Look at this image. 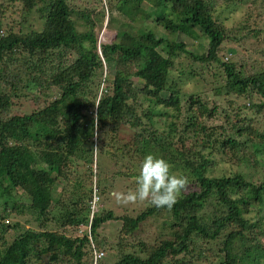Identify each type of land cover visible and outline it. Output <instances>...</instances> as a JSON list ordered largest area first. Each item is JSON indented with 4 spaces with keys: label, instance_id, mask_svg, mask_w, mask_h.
I'll use <instances>...</instances> for the list:
<instances>
[{
    "label": "trees",
    "instance_id": "obj_1",
    "mask_svg": "<svg viewBox=\"0 0 264 264\" xmlns=\"http://www.w3.org/2000/svg\"><path fill=\"white\" fill-rule=\"evenodd\" d=\"M87 1L0 0V264H91L100 229L118 220L112 210L91 217L95 187L104 196L110 172L136 180L149 153L187 184L171 209L123 217L125 249L113 264H264V178L252 175L264 172V42L244 49L253 58L237 57L243 40L264 36V0H106L111 43L96 34L105 11L90 7L103 0ZM238 8L230 29L221 15ZM35 9L41 31L6 22ZM202 38L208 49L194 55L188 48ZM184 78L202 79L207 93H188ZM45 86L59 93L48 103L37 96ZM23 99L31 113L16 105ZM25 212L66 232L15 224L11 234L6 219ZM162 214L171 238L128 242Z\"/></svg>",
    "mask_w": 264,
    "mask_h": 264
},
{
    "label": "rangeland",
    "instance_id": "obj_2",
    "mask_svg": "<svg viewBox=\"0 0 264 264\" xmlns=\"http://www.w3.org/2000/svg\"><path fill=\"white\" fill-rule=\"evenodd\" d=\"M73 1L78 6L87 5V2H88L87 0H73ZM93 4L94 3L90 5L91 8L97 7L98 10L105 11V14H106L105 15V25L103 24L102 27L101 25L98 26L96 30V34L98 35L99 40L105 43L114 42L117 38V33L107 27L108 16H110L107 1L103 0L102 5L100 4L97 5V3L94 5ZM17 6H20V1H15L14 10H19L17 9ZM145 7L147 6L145 5ZM129 9L132 15L136 14V11L132 8L131 5L129 6ZM150 10H152V8H148V11ZM35 11L36 12H34L30 17L24 20L23 23L18 22L17 24L16 22V21H20L21 19L19 14L12 15L11 17L7 19L6 22L15 24L16 32L19 29L23 33H30L33 30L41 31L42 28L44 27L45 20L41 19L38 9H35ZM241 13L242 11L240 8H238L237 10H227L222 13L221 19L225 22L227 27H229L230 29H234L233 27L237 25L238 21H240L241 19ZM6 22L5 24H7ZM79 29L80 31H83V28H79ZM261 41L264 42V36L260 33L253 34L249 36V38H246L245 40H243L240 46V49H239L238 56H237L238 60H240V58L245 59V58L252 57L251 54L248 51H245L244 49H253L254 47L257 48L259 47ZM233 46L234 45L229 44L227 45V49L231 47L234 48ZM207 47H208L207 40L202 38L199 41L191 44L188 50L190 52H193L194 55H202L203 53L207 51L208 49ZM243 47H246V48H243ZM112 73L113 71L111 69L109 70L108 66L105 67L104 77L108 78L110 75H112ZM104 77H103L101 89L106 84L104 82L105 81ZM205 77H207L206 84L207 86H209L208 83L212 82V77H209V76H205ZM182 85L184 86L185 90L188 93H198L201 91L203 93H207V90H204L205 87H204L202 79L187 80V78H184V82L182 83ZM209 88L212 92V89L214 88V86L212 85ZM53 91H54V88L45 86L44 88H40L37 90V96L45 100L46 103H48V102H51L50 100L53 98L52 95L54 96V98H56L59 95V93L56 90H55L56 91L55 93H53ZM16 103H17L16 105H23L24 109H22V111L24 112L26 111L27 113H31L33 111L32 105L26 99L17 101ZM34 108H36V105L34 106ZM220 122H223V121H220ZM132 134L133 133H129L127 135V138L130 139L132 137ZM97 166L98 164L95 161L94 168H96ZM261 166H264V165L261 163ZM122 170L125 171L124 165L122 166ZM97 171H99L98 168H97ZM256 173H258V175L254 173L252 174L254 179L264 178V172L259 170ZM113 174H114L113 172L109 173L110 178L108 179V181H109L110 187L108 188L107 193L104 196H101L100 193L98 192V189L95 187L94 189L95 195H94L92 206H91V217L97 211L112 210L115 213L116 217L118 218V220H111L107 222L100 229L99 231L100 239H101L100 242L102 243L103 246L101 244L97 245L95 242L93 243L98 249L105 252L104 258L108 259L107 264H113L117 262L122 255L121 250L125 249L120 244V243H124L123 239L120 243H118L120 237L122 236L121 231H122V225H123V217L124 216L136 217L138 214H140L143 210H145L147 207L151 205L150 201H147V200L137 201L135 203H129V204H125L121 201H118L115 194L120 193V194L126 195L129 191H135L136 180L132 178H123L120 176L113 177ZM61 183L62 184H57L58 188H62L61 186L63 185V182ZM15 193L17 192L15 191ZM17 196L20 199L18 203H23V204L25 203L26 207L29 205L28 203H30V200H31L29 197H25L23 194L19 192L17 193ZM25 210L26 212H28L27 208H25ZM26 212L22 215H13L6 219L5 224L10 226L11 234L15 232L11 228V226L15 224L19 225V229L21 228L33 229L34 231H42V230L48 229V230H51V231H54L60 234L66 232V230H63L62 228H59V227H55L54 225H51V224L48 227H44L40 225L38 222H35L33 220L32 215ZM171 223H172V220L169 217H167L164 214L159 215L156 218H153L150 221L144 223L141 226V229L137 231L135 237L128 238V242L132 244H138L141 242H145L146 245L148 244L150 246L152 245L159 246L163 241L171 238V235L173 234ZM81 227L84 228V232H83V228H80L78 230V233L80 234L83 232V234H85L88 232L89 237L92 238L91 233H89V229H90L89 225L88 226L82 225ZM11 236L12 235H10L9 238ZM92 249H93V246L91 247V254L93 253ZM35 250H39V248ZM45 263L48 264V258L43 259V264Z\"/></svg>",
    "mask_w": 264,
    "mask_h": 264
},
{
    "label": "clouds",
    "instance_id": "obj_3",
    "mask_svg": "<svg viewBox=\"0 0 264 264\" xmlns=\"http://www.w3.org/2000/svg\"><path fill=\"white\" fill-rule=\"evenodd\" d=\"M186 184L187 177L173 172L168 161L149 153L140 162L135 191L115 195L125 204L147 200L158 209H171Z\"/></svg>",
    "mask_w": 264,
    "mask_h": 264
},
{
    "label": "built area",
    "instance_id": "obj_4",
    "mask_svg": "<svg viewBox=\"0 0 264 264\" xmlns=\"http://www.w3.org/2000/svg\"><path fill=\"white\" fill-rule=\"evenodd\" d=\"M92 246H93L92 249L93 261L91 264H99V262L105 257V252L98 249L93 243Z\"/></svg>",
    "mask_w": 264,
    "mask_h": 264
}]
</instances>
